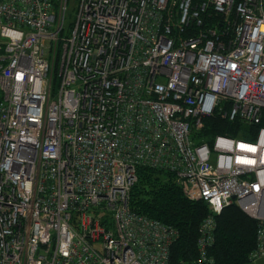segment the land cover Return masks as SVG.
<instances>
[{"label": "built area", "instance_id": "obj_1", "mask_svg": "<svg viewBox=\"0 0 264 264\" xmlns=\"http://www.w3.org/2000/svg\"><path fill=\"white\" fill-rule=\"evenodd\" d=\"M70 2L0 0V264H170L178 232L130 207L140 167L237 204L264 259V0ZM214 117L254 138L207 140Z\"/></svg>", "mask_w": 264, "mask_h": 264}, {"label": "trees", "instance_id": "obj_2", "mask_svg": "<svg viewBox=\"0 0 264 264\" xmlns=\"http://www.w3.org/2000/svg\"><path fill=\"white\" fill-rule=\"evenodd\" d=\"M71 26V25H70ZM1 97V93H0ZM257 127L232 123L219 117L207 119L203 136L210 140L218 135L234 138H254L251 132ZM134 212L158 220L178 232L171 248L170 264H256L251 260L255 251L257 221L247 215L237 204L213 214L202 201L188 199L175 174L164 169L139 168V181L130 195ZM212 215L217 227L215 242L208 251L211 262L201 261L198 239L202 222Z\"/></svg>", "mask_w": 264, "mask_h": 264}, {"label": "rangeland", "instance_id": "obj_3", "mask_svg": "<svg viewBox=\"0 0 264 264\" xmlns=\"http://www.w3.org/2000/svg\"><path fill=\"white\" fill-rule=\"evenodd\" d=\"M80 0H71L69 5V13H68V20L71 21L74 18L75 12L77 10V5ZM68 21V22H69ZM256 264H264V259L260 260Z\"/></svg>", "mask_w": 264, "mask_h": 264}]
</instances>
